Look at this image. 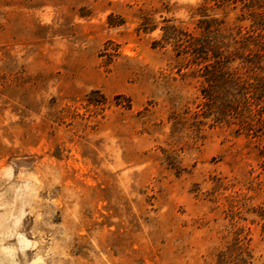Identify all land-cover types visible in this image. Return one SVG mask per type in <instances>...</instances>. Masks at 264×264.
I'll use <instances>...</instances> for the list:
<instances>
[{
	"label": "rangeland",
	"instance_id": "374dc122",
	"mask_svg": "<svg viewBox=\"0 0 264 264\" xmlns=\"http://www.w3.org/2000/svg\"><path fill=\"white\" fill-rule=\"evenodd\" d=\"M0 264H264V0H0Z\"/></svg>",
	"mask_w": 264,
	"mask_h": 264
}]
</instances>
